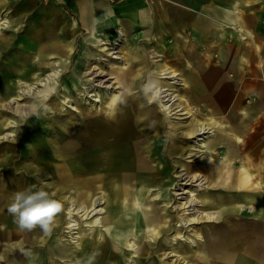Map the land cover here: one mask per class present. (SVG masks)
I'll list each match as a JSON object with an SVG mask.
<instances>
[{
  "label": "rangeland",
  "instance_id": "obj_1",
  "mask_svg": "<svg viewBox=\"0 0 264 264\" xmlns=\"http://www.w3.org/2000/svg\"><path fill=\"white\" fill-rule=\"evenodd\" d=\"M38 1L40 2V0ZM41 1L42 2L36 8V11L44 10V0ZM109 1L111 2L113 0ZM19 8L20 6L13 4L12 0H0V18L7 20L6 27L0 28V70H2L3 73L7 72L10 74V77H8L9 79L4 78L3 80H0V86L12 83V92L9 94V98L0 99V104L3 106H1V108L3 110L5 109L0 113V120H8L5 122H9L1 129L0 137L5 134H12V136L0 139V160L2 161V163H0V197L6 195V192L10 193L11 189H8L9 186L12 187L10 178L14 181L13 184L16 187V192L29 189L31 185L37 189L39 186V189L43 188L49 192L54 190L53 188L49 189V187H47L51 182L49 177L46 179L42 178L40 180L37 179L30 181L29 179H31V177L26 178L19 173L13 174L11 170L8 169L11 153H16L18 147L22 145L28 150L33 143H48L49 146H51L50 149H54V147H56V142H54L56 141V135L54 132L60 134L58 130H65L63 128V124L65 123L69 125V127L82 123L87 126L85 129L87 131L93 130V125H100L103 127L101 129L105 131L104 133H108L115 130V123L113 124L114 128L113 125L109 126L110 120L108 119L110 112H113V114L117 113V115L124 116L121 118L122 121L125 116L130 117V119L127 120V123L135 125L133 127L134 139H138L141 136L145 137L143 141L137 143V149L146 148L153 141L152 135H156L157 133L153 130L154 127L159 126L161 128L160 132L162 139L159 140V143L161 145L160 149L163 158L160 160L152 158V160L148 162V165L145 166V169H140L143 173L135 174V170H133L135 157L130 155L131 168H129V170L131 176L128 178L123 177L118 181L120 191H123L121 192L122 194H120L122 200H124V189L126 186L131 187L135 192L137 186L145 184L146 193L143 200L146 198V201H143L142 210L146 211L151 205L158 207L160 210V217H162V222L158 225L161 226L159 229H161L164 224L166 226L169 224L167 232L165 233L161 231V234L158 235L159 237L157 238L158 242L160 241L162 244L164 242V249L160 251L161 253L169 251L164 239L176 237L177 235H184V237L187 238V240H181V238L177 240V244H179L178 250L183 252L186 257H184V260L182 257L177 259L173 256L167 258L166 255H162L160 258H156L158 261L161 259L162 264H204L205 258L202 257L200 261L196 260L195 255L202 252L197 245H204L206 238L214 242H219L221 236L229 237V244L235 242L232 237L248 236L249 239L247 244L250 243L252 245L253 243H260V248L256 250L255 254H264V221H256L250 217H244L243 214L245 213H229L226 217L221 216L218 219H209L205 215H199V217L194 220V223L189 226H183L184 219L191 217L188 213L189 211H186L183 206L185 200H187L185 198L187 194H185V190H187L188 193L193 192V197L197 199V204L195 205L196 209L214 211L219 208L215 205L208 207V205L211 202L210 199L214 200V198L216 199L219 197H215V194H219L222 191V188L215 184L209 185L212 182L211 180L214 178V175H209L208 171L202 170L200 167L204 166V162H206L214 172L221 171V160L223 156H221V137L219 136L218 127L220 123L228 125L230 121H233V116L228 114L227 107H220L222 109L218 107L219 109H214L215 111H213L216 114H211L210 110L205 109L203 105L204 101L190 100L188 98L189 84L183 82V76H187V74L180 73V71L177 70L178 68L174 66V63H172L173 55L171 51L158 50V46L153 41H147L148 44H145L146 42L143 43L142 41L139 42L138 40H132L126 35H119V31L117 32L118 36L113 38L111 45L90 42L89 40H91V37L86 33V30L78 31L74 28L76 19L72 13H69L68 21H66V23L63 22V24L65 23V25H68L64 30H68L69 32L72 31V34L68 33L67 35L65 34V36L56 34L52 37H44L42 41L43 43L47 41V39H64L65 42H68V48L67 45H63L62 49H65L63 52H58L55 55L53 51L47 50L43 51L42 55L38 57L42 58L40 60L42 62L45 60L48 65L44 68L43 76L58 70L57 75L52 77L45 86L39 85V81H34L35 79H30L25 80L26 83L24 82L22 85L20 84L22 87H19L18 82L23 80H20L21 77L19 75H16V70L18 69H14L15 73H13L9 70L7 71L6 67L12 68L14 60L15 64L28 59L33 60L34 57H37L36 49L44 46L38 44V38L35 42L33 39H30L29 41L32 42H29L23 39H29L30 36L27 35H20L22 38L14 34L5 35L6 32L9 33L13 28L20 27V25H24L23 23L27 24L29 22L28 19H16L13 21L14 16H16L15 14L21 11ZM54 8L53 17L57 14L58 19L54 18V20L49 21V23H52V27L59 28L62 26L59 19L60 9L59 7L56 9ZM83 44H87L84 47L89 48L86 50L87 53L84 51L85 48L81 47ZM105 47H111L112 49L103 50ZM138 47H145L147 49L146 52H148L147 57L149 58V64L144 60L140 61V57L135 56L136 53L134 51ZM112 51H115L116 53H112ZM152 63L173 66L175 71L179 73V75H177V78L179 79L177 80V83L172 84L169 80L162 79L159 75L160 72L157 71L158 69L152 67ZM77 67H79L78 73L76 72ZM164 68L173 70L168 66ZM187 70L188 69H185V72ZM145 71H147L148 75L150 74L148 79L152 78L158 80L159 83L170 85L171 89L180 97L177 101L178 104L182 107L184 106L188 113L179 115V113H182L181 111L176 114H168L161 109L158 102L151 103L149 98H146L145 96H137L143 94V92L141 94V89L146 82L143 81L142 83L141 81L142 79H146ZM118 75L121 76L120 83L117 80ZM132 76L137 77L133 79ZM70 77L77 79L76 84L78 89H73L72 95L64 90L65 86L71 88L70 85H73ZM131 77L133 80L138 79L140 83L138 82L134 84V82H132V85L128 87V78ZM88 86H90V88H87ZM24 88H26V93H23L22 91ZM28 89H30V91L27 93ZM1 95L2 94L0 93V96ZM61 96H63L65 100L62 99L63 97ZM13 97H18V100H12L11 98ZM121 100H124V103H121ZM176 106L177 104L173 106L175 107L173 111L176 110ZM146 111H150L151 114H145L147 113ZM30 113L34 114L30 115L29 118H22L23 115L28 116ZM130 113H133V117H131ZM173 122H179L180 124L186 123L189 125L193 124L195 127L200 123H204L212 133H215V140H213L215 144L213 148L209 147L212 150L209 157L205 158L201 153H197L196 157L187 158L190 148H193L192 140L185 138L180 131L181 129L175 131L172 124ZM19 124H23V126ZM162 126H165L168 131L170 129L174 130L170 133V137L166 131H163ZM61 136L62 135L60 134V137ZM211 138L212 136L210 139ZM24 144H26V146ZM139 150L141 151V149ZM168 150H170V153L167 152ZM232 150H234V147L229 149V151ZM30 154L31 152L29 151L28 156ZM38 154L39 151L36 152L35 156ZM144 155V151H141L140 156L144 157ZM52 156H54V159H57L56 153L52 154ZM230 156L231 158H229L227 165L229 175V177H227V182L229 181V186H232L234 182H237L236 185L239 184V186L247 185L248 183H245V176H250L247 172L241 173V177L239 176L236 180L232 178L236 175L237 164L234 162L235 156ZM33 160L34 155L24 161H26L27 164L30 163L29 161ZM24 161H17V164H21L22 169H24L22 166L25 164ZM49 161L52 160L47 159V162ZM155 169H158V171L160 170L161 173L157 174L154 171ZM240 171H243L242 167L240 168ZM187 175L194 176L192 179L187 180L188 178L185 177ZM210 177L212 178L210 179ZM199 178L204 180V183L200 182L201 180ZM171 181L172 188L168 186ZM27 182H30L31 184L28 187H25V183ZM99 184L97 178L94 177L91 180L90 190L92 194H89V198L93 199L95 196L100 197L102 195L103 192L98 188ZM165 187L169 188L167 206L163 205L164 197L160 196V198H157L158 191L160 190L159 192L164 194L163 191ZM208 192L211 194H208ZM78 196L79 195L74 192L73 189H69L61 193L57 199L63 204L61 214L64 215V218L66 215L65 203H67V198L69 197L76 201L78 200ZM4 198L0 199V207L4 202ZM78 201L76 203L77 208L81 206ZM132 202L134 208L132 207L126 210L128 214H133L140 209V207L135 206L134 200ZM158 205H160V207ZM180 210H182L183 216H181L182 213ZM97 216L98 215H95L87 221L80 219V226L75 230L76 233H74L76 235L68 233V225L65 223L66 219L64 222H60L57 232L52 230L51 233L45 234L40 229V233L38 232L35 235L31 234L32 239L35 240L38 238L40 241L29 245L26 242L18 243L16 237L19 233H27L28 230H19L18 227H16L17 224L14 222L13 216L8 212V208L5 210L0 208V232L6 228L5 235L3 237L0 235V264H50L48 260L44 259L47 244L53 247L54 244H56L58 252L61 254L60 256H65L62 259H54L52 261L53 264H87V258L90 257L87 252L90 250L86 248V254L82 255L80 248L86 244L87 246H91V242L95 240L91 234L92 232H95V230L89 229V225L93 224L90 223V221H93ZM179 224L181 225L180 227L177 226ZM97 228L100 229L102 233L105 232L104 226H99ZM156 230L153 231L148 227L137 228V235L142 234L141 236H143L139 242L137 241L138 248H144L146 242L152 241ZM52 234H54V238H56V242L53 244L51 242L54 240V238L51 237ZM47 237H49V239L46 240ZM128 240L133 241L130 236L128 237ZM43 241H45V243L41 244ZM189 241L191 243H189ZM108 245H112L111 241L105 245L107 250ZM120 246L122 249H125L124 245ZM232 246L234 245H227L229 248ZM34 251H37V254H35ZM67 254L73 255L70 256ZM135 259L138 260V264H150L153 261V259H150L149 256H146L145 254L139 259L136 257ZM132 260H134V258H132ZM132 260L129 258L127 260L128 262L126 261L125 264H132ZM111 262H115V260H110V263ZM211 262L214 261L211 260ZM155 264H157V262Z\"/></svg>",
  "mask_w": 264,
  "mask_h": 264
},
{
  "label": "crops",
  "instance_id": "obj_2",
  "mask_svg": "<svg viewBox=\"0 0 264 264\" xmlns=\"http://www.w3.org/2000/svg\"><path fill=\"white\" fill-rule=\"evenodd\" d=\"M41 2L12 0L21 10L15 14L13 21L28 19L29 22L20 25L21 22L18 24L20 27L13 28L5 35L14 34L20 38L27 35L30 38L23 39H33L34 42L38 38V44L46 47L44 51H53L56 55L65 50L62 49L63 45L68 48V42L57 38L42 43L43 38L72 34V31L64 30L68 27L65 23L69 13H72L76 19L74 28L78 31L86 30L88 34L97 30V35L104 37L107 34L112 38L117 37L119 31V35L145 44L153 41L158 50L171 51L174 66L180 73L187 74L183 76V82L189 84L188 98L204 101L205 109L210 110L211 114H216L214 109L226 106L228 114L233 116V121L228 125L220 123L218 127L219 131L227 134L220 136L223 156L221 171L214 172L206 162L200 167L209 175H214V178L210 177L212 182L209 185L222 188L219 194H215L218 198L210 199L208 207L220 206L222 217L241 212L245 213L244 217L264 221V216L253 214L258 211L249 207L252 199L255 201L260 199L259 196H264V0H44V10L36 11ZM58 7L62 26L56 28L49 21L58 19L57 14L53 17V8ZM42 48L36 49L37 52ZM146 50L145 47H138L134 52L140 61L149 64ZM43 63L47 66L45 60ZM167 66L179 75L173 66L152 63L157 71ZM185 69L188 70L185 72ZM147 71L146 81L142 79V83L147 82L150 76ZM160 139L156 138L152 143L161 146ZM230 141L231 144L228 143ZM230 146L234 150L229 151L232 149ZM230 155L235 156L234 162L237 164L236 175L232 178L236 180L241 173L247 172L250 175L245 176L247 185L239 186L234 182L229 186L227 165ZM153 156L150 160L161 159ZM241 167L243 171H240ZM159 172L156 170L157 174ZM127 192L134 198L135 192L131 187H127ZM161 194L159 192L157 198ZM237 204L243 207L237 209ZM124 212L128 217L136 213ZM148 228L153 231L157 229ZM232 238L235 242H231L234 245L231 248L227 247L231 245L229 237L221 236L219 242L206 238L204 264H264V254H255L260 243L247 244L248 236ZM34 252L37 254V251Z\"/></svg>",
  "mask_w": 264,
  "mask_h": 264
},
{
  "label": "bare ground",
  "instance_id": "obj_3",
  "mask_svg": "<svg viewBox=\"0 0 264 264\" xmlns=\"http://www.w3.org/2000/svg\"><path fill=\"white\" fill-rule=\"evenodd\" d=\"M6 25H7V20L4 18H0V28L6 27ZM96 31L97 30L90 31L88 33L89 36L91 37V40H89L90 42L96 44L102 43L106 45H111V43L113 42L112 37L108 36L107 34L104 35V37L99 36L96 34ZM85 45L87 44H83L81 47H84ZM45 48L46 47L43 46V48L37 52L36 54L37 57L36 58L34 57L33 60L32 59L24 60L18 64H15L14 63L15 60H14L12 68L6 67L7 71L9 70L13 73H15V70L18 69L16 70L17 73L16 75H19L21 77L20 80H23L18 82L19 87H22L21 86L22 83L24 82L26 83L25 80H30V79H35L34 81H39L38 82L39 85L45 86L52 79V77H55L57 75L58 70L53 71V73L51 72L45 74V76H43L44 74L43 72L45 70L44 68L46 67V65L42 61H40L42 58H38V57L42 55ZM84 48H85L84 49L85 52L87 49H89L86 47ZM109 49L112 48L105 47L103 50H109ZM112 53H116V52L112 51ZM33 71H37V72H33ZM78 71H79V67H77L76 69L77 73ZM159 72H160L159 75L162 79H167L172 84L173 83L176 84L177 80H179L177 78V73H175L172 70L164 68ZM9 75L10 74H8L7 72L3 73L2 70H0V80L10 77ZM70 78H71L70 79L71 83L73 85H70L71 88H69V86L68 87L65 86L64 90L67 91V93H69L70 95H72L73 89L77 88V84H76L77 79H74L73 77ZM117 80L119 83L121 82L120 75L117 76ZM128 80H129L128 87L132 85V82H134V84L139 82L138 79L133 80L128 78ZM159 85H160L159 97L155 100H150L151 103L158 102L161 109L168 114L169 113L176 114L181 111L182 113H179V115L188 113V111H186L184 106L182 107L180 104H178L177 101L179 100L180 97L171 89L170 85H167L165 83H159ZM11 86L12 83H10L9 85L0 86V93L2 94L0 96V99L9 98V94L12 92ZM87 88H90V86H88ZM22 91L23 93H26L25 92L26 88H24ZM29 91L30 89L27 90V93ZM137 96L144 97V94ZM11 99L18 100V97L17 98L13 97ZM62 99L65 100L64 97ZM175 104H177L176 110L173 111L175 108L173 106ZM1 106L2 105L0 104V113H2L5 110V109L3 110ZM146 112L147 113L145 114H151L150 111H146ZM32 114L34 113H30L28 116L23 115L22 118H29L30 115ZM130 114L131 117H133V113ZM109 115H110L108 117V119L110 120L109 126L115 123V130L110 131L108 133H104L105 131L101 129L103 127H101L100 125L99 126L93 125V130L87 131L85 130L87 126L82 123L75 124L73 127H69V125L65 123L63 124V128L65 130H58L59 133L62 135L61 137L60 134L54 132L56 135L55 136L56 141H54L56 142L55 143L56 147H54V149H50L51 146H49L48 143L45 144L33 143L32 145H30L28 150L27 148H24V146L21 145L20 147H18V149H16V153L14 154L11 153V157H10L11 159L9 160L10 164L8 166V169L11 170L13 174L19 173L20 175H23V177L26 178L31 177V179L28 178L30 181H34L37 179L40 180L42 178L46 179L49 177V179H51V182L47 185V187H49V189L53 188L54 190L52 192L49 191L47 192H49L52 198L56 200L59 198L61 193L69 189H73L74 192H76L79 195L77 197L79 201L78 200L74 201L75 199L72 200V198L69 197L67 198V203H65V214H66L65 218L64 215H62L61 213L57 215L56 222L53 226L54 232L58 231L60 222H64L66 219L65 223H67L68 225L67 226L68 233L72 235L76 233L75 230L79 228L80 219L87 221L91 219L93 216L98 215L93 221H90V223L93 224L89 225L90 226L89 229L95 230V232L91 233L93 235L92 237L95 238V240L91 242L92 244L91 246L90 245L87 246L86 244L83 245L82 248H80L82 255L86 254L87 249L90 250L89 252H87L89 253L90 256L89 258H87V264H89V261H91V264H125V262L129 258H131V260L132 258H134V260L131 261L132 264H138V260L135 259V257L139 259L141 256H143V254H145L146 256L148 255L150 259H153L152 263L150 264H155L156 262L157 264H162L161 259L159 261L156 259L157 257L160 258V256L162 255L163 256L166 255L167 258L171 256L176 257L177 259L180 257L184 258L185 257L184 253L178 250L179 244H177L178 243L177 240L180 238L181 240L182 239L187 240V238H185L184 235H179V236L177 235L176 237H170V238L165 237L166 239H164V241L165 244L167 243V247L169 248V251L162 253L160 252L161 250L164 249L163 247L164 242L163 244L160 241L158 242L157 238L159 237L158 235L161 234V230L165 233L167 232L169 224H167V226L166 225L163 226L162 229L158 230L159 228L157 227V225H159V222H162V217H160V213L158 211L159 209L154 207V205H151V207L146 211L142 210L143 207L142 201H144L143 197L146 193L145 184L139 185L137 187L134 198L128 194L129 192H127V187L129 186H126L124 189L125 191L124 200H122V198L120 197V194H122L121 192L123 191H120L118 181L121 180L123 177L128 178L129 176H131V172L129 170V168H131L130 155L135 157L134 159L135 162L133 164L134 167L133 170H135V174H141L143 172L140 171V169H145V166L148 165V162L153 155H155V157L159 156L161 159L163 158L162 156L163 154L160 149L161 146H157V144L151 142L146 148L144 147L137 149V143L139 141H143L145 137L141 136L138 139H134L133 127L135 125L133 124L131 125L127 123V120L130 119V117L125 116V118L122 121L121 118L124 116L117 115V113L113 114V112H110ZM5 121L8 120H0V131L3 127L6 126V124L9 123ZM172 124L174 126V130L177 131L181 129L180 131L183 134V136L187 139L192 140L193 148H190L189 153L187 154V158L196 157L197 153H201L204 157L207 158L209 157V154L212 151L209 148V145L213 147L214 141L212 139H214L215 133H212L204 123H200L196 127L193 126V124L190 125L186 123L180 124L179 122H173ZM19 125L23 126V124H19ZM160 129L161 128L159 126L153 128V130L157 132L156 135L155 134L152 135L153 140H155L157 137L162 139ZM162 129L163 131H166L167 134H169V137H170V133L173 132L172 129L168 131L167 128H165V126H162ZM218 132L220 134L219 136L221 137L227 135L222 130L220 131L218 130ZM8 136H12V134H5L2 137H0V139H4V137H8ZM211 136L212 138L210 139ZM228 143L231 144L232 142L230 141ZM24 145L26 146V144ZM139 149H141L142 152L144 151L145 154L144 157L140 156L141 151ZM29 151L31 152V154L28 156ZM37 151H39V154L35 156ZM167 152L170 153V150H168ZM55 153L57 159H54V156H52V154ZM33 155H34V160L29 161L30 163L26 164V161L24 160L28 159L29 157H33ZM47 159L52 160L53 162L52 161L47 162ZM19 160L24 161L25 164L22 165L24 169L21 168L20 163H19L20 165L17 164V161ZM0 163H2L1 160ZM154 171L156 172V169ZM193 176L194 175H190V176L187 175L185 177L188 178L187 180H190L193 178ZM94 177L97 178V181L100 183L98 188L101 189V192L103 193L100 197L95 196L93 199H91L89 198L90 196L89 194H92L90 187H91V180ZM199 179L201 180L200 182L204 181L201 178ZM10 183L12 187L9 186L8 189L9 190L11 189L12 191L10 190V193L6 192V195H2L0 197V199L5 197L3 199L4 202L0 207L3 210L9 207V205L11 204L10 202H12L14 194L16 193V187L14 186L13 184L14 181L11 180V178H10ZM30 184H31L30 182L25 183L26 185L25 187H28ZM171 185H172V181L169 183L168 186L172 188ZM30 188H32V190L35 191L39 189V186L37 189L36 187L31 185ZM168 189H169L168 187H165L163 191L164 194H161V197H164V205L166 206L168 205L167 204ZM184 192L185 194L187 193L185 196L187 200H185V204L183 206L186 211H189L188 213L190 214L191 217L188 219H184L183 226H189L190 224L194 223V220L197 219L199 215H205L209 219H218L222 216L223 211L221 210L222 208H220V206L218 210H214V211L196 209L195 205L197 204V199L193 197L194 195L193 192L188 193L187 190H185ZM259 198L260 199H255V201H253V199L251 198L252 199L251 205L249 207L252 210L256 209L258 211V212H253V214L255 213L260 216L261 215L264 216V196L261 197L259 196ZM134 199H136L135 206H139L140 211L139 213L136 212L133 215V217L132 216L128 217L124 211L132 207L134 208V204L132 202ZM77 201L80 202L81 205L79 206V208L76 207ZM241 207H243V205L241 204H237L236 206L237 209L239 208L241 209ZM99 226H104L105 232L102 233L100 229L97 228ZM141 226L142 227L150 226L153 227V229L157 228L156 232L154 233L155 236L153 237L152 241L146 242L144 248L142 247L138 248L137 245V241L139 242L143 238V236H141L142 234L137 235L138 233L136 231V229L141 228ZM177 226L180 227L181 225L179 224ZM16 227L18 226L16 225ZM5 231L6 228L0 232V235L2 237L5 235ZM38 232L40 233L39 227L30 231L28 230V232L25 234L19 233L18 235H16L18 239L17 241L18 243L26 242L29 245L32 243H38L40 241L38 238H37L38 240L37 239L34 240L31 238L32 236L31 234L35 235ZM129 236L133 239V241L128 240ZM51 237L54 238V234H52ZM73 238H77V237H73ZM47 239H49V237H47L46 240ZM45 241H43L41 244L45 243ZM109 241H111L112 245L111 246L108 245V250H107L105 245H107ZM51 242L55 243L56 238H54V240H52ZM189 243L191 242L189 241ZM120 245H124L125 249L124 248L122 249ZM197 247L199 248V250L202 251L200 254L195 255L196 260L200 261L202 257L206 258L205 257L206 246L200 244L197 245ZM214 251L217 252V249L214 248ZM60 255L61 254H59L58 247L56 246V244H54V247L50 246L49 244L46 245L44 259L48 260L50 264H53L52 261L54 259H58V258L62 259L65 257V256L61 257ZM67 255L71 256L73 254H67ZM110 260H115V262L110 263Z\"/></svg>",
  "mask_w": 264,
  "mask_h": 264
},
{
  "label": "clouds",
  "instance_id": "obj_4",
  "mask_svg": "<svg viewBox=\"0 0 264 264\" xmlns=\"http://www.w3.org/2000/svg\"><path fill=\"white\" fill-rule=\"evenodd\" d=\"M142 92L150 100L157 99L160 94L159 81L149 78L142 86ZM120 102L124 103V100ZM62 210L63 204L43 188L16 192L8 207L19 230L30 231L39 227L45 234L52 232L56 217Z\"/></svg>",
  "mask_w": 264,
  "mask_h": 264
}]
</instances>
